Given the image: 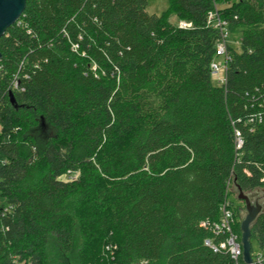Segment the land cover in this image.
<instances>
[{
	"label": "trees",
	"instance_id": "1",
	"mask_svg": "<svg viewBox=\"0 0 264 264\" xmlns=\"http://www.w3.org/2000/svg\"><path fill=\"white\" fill-rule=\"evenodd\" d=\"M169 2L27 0L0 38V264H231L201 223L228 201L241 241L231 187L264 190V0Z\"/></svg>",
	"mask_w": 264,
	"mask_h": 264
},
{
	"label": "built area",
	"instance_id": "2",
	"mask_svg": "<svg viewBox=\"0 0 264 264\" xmlns=\"http://www.w3.org/2000/svg\"><path fill=\"white\" fill-rule=\"evenodd\" d=\"M209 24L214 25V27L220 31L222 38L217 47L216 60L212 64V77L214 80L220 81L222 85L226 80V72L228 70L231 57L229 54V48L226 44L229 30L227 29V23L219 16L217 7L209 14ZM180 27L188 28L190 27V24L181 23ZM221 58L224 59L222 60L223 63L219 62V59ZM241 143L242 142L239 141V145H241ZM234 225L235 215L230 202L226 201L221 207V216L218 222H213L211 224L201 223L203 228H211L215 238L220 239L218 242H215V239H207L204 241V245L211 248L215 253H227L231 259V264H245L243 261L242 243L239 241V238L234 231ZM115 250L116 247L109 245L106 247L105 251L107 256L111 257L114 256ZM252 264H264L263 253L259 251L254 253L252 250Z\"/></svg>",
	"mask_w": 264,
	"mask_h": 264
},
{
	"label": "water",
	"instance_id": "3",
	"mask_svg": "<svg viewBox=\"0 0 264 264\" xmlns=\"http://www.w3.org/2000/svg\"><path fill=\"white\" fill-rule=\"evenodd\" d=\"M27 0H0V38L4 35L5 31L14 25L23 14L26 8ZM1 58V53H0ZM11 103L15 104L13 94L10 95ZM260 190L254 193L244 194L239 190V200L246 203L248 215L241 223V243L243 249V261L245 264H252V244H251V226L260 214L264 213V206L252 202L258 197Z\"/></svg>",
	"mask_w": 264,
	"mask_h": 264
},
{
	"label": "rangeland",
	"instance_id": "4",
	"mask_svg": "<svg viewBox=\"0 0 264 264\" xmlns=\"http://www.w3.org/2000/svg\"><path fill=\"white\" fill-rule=\"evenodd\" d=\"M169 7H170L169 0H149V6L147 8V12L151 15L161 16L163 13H165L169 9ZM224 7H226V6H222V8H224ZM169 19H170L171 23L178 25V26H180L182 23L180 20L177 19V17H175L173 15L170 16ZM241 31H242V29H240V28L235 29L233 31H228L227 40H226V42H227L226 44H227L228 48L236 49V50L240 48ZM222 60H224V59H222V58L219 59V62L223 63ZM222 79H223V76H222ZM214 83H215V85H221L220 81L214 80ZM49 133H50V131L48 129H46V127L41 126V128L39 130H37L35 135L39 141H42L44 138L47 137V135ZM254 192H252V193H254ZM231 193H232V196H231L230 200L234 202L235 207L240 208V217L239 218H240V221L242 223L248 215L246 203L242 200H239V192L236 188L231 187ZM255 203H258L259 205L264 206V190H260L258 197L255 198V200L252 202V205H254ZM257 251H258L257 245H253V252L256 253ZM51 253H53V255H52L53 260L65 261L64 260L65 257L58 255V253L55 252V248L51 247ZM71 260H72V263L75 264V257L71 258Z\"/></svg>",
	"mask_w": 264,
	"mask_h": 264
}]
</instances>
